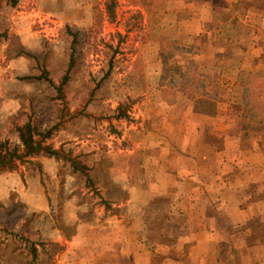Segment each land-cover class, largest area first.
<instances>
[{
  "label": "rangeland",
  "instance_id": "obj_1",
  "mask_svg": "<svg viewBox=\"0 0 264 264\" xmlns=\"http://www.w3.org/2000/svg\"><path fill=\"white\" fill-rule=\"evenodd\" d=\"M224 5V0H0L1 149L17 145L15 126L30 121L42 132L53 128L44 145L58 153L17 163L14 175L26 190L31 187L32 200L44 195L47 207L30 211L22 194H6L5 206L0 202L1 264H54L55 252L65 245L60 237L69 239L78 227L97 220L111 226L108 215L117 214L116 206L135 193L129 181L138 166L150 164L145 151L137 157L126 150L135 147L136 137L153 131L151 106L167 110L171 102L181 104L186 100L182 85L192 90L191 99L206 103H198L193 113L214 111L212 97L204 95L208 84L217 87L219 82L204 70L216 66L202 65L197 56L234 49L243 58L247 53L255 60L264 57V38L256 37L258 46L247 45L244 29L236 35L241 45H215L213 25L232 20L231 12L219 11ZM196 16L205 20L207 31L194 38L188 32L195 30ZM217 34L220 40L231 36ZM70 54L75 65L58 98L56 88ZM255 62V70H261L264 62ZM243 63L227 62L217 70L250 68V62ZM169 68L185 70L183 78L168 76ZM42 71L53 85L32 79ZM221 81L227 84L226 78ZM253 83L264 94V77L256 76ZM166 201L159 199L163 205ZM24 239L43 245L34 262ZM91 241L103 244L98 238Z\"/></svg>",
  "mask_w": 264,
  "mask_h": 264
},
{
  "label": "crops",
  "instance_id": "obj_2",
  "mask_svg": "<svg viewBox=\"0 0 264 264\" xmlns=\"http://www.w3.org/2000/svg\"><path fill=\"white\" fill-rule=\"evenodd\" d=\"M224 2L219 11L231 12L232 20L213 25L215 45H241L236 35L244 29L247 45L258 46L256 37L264 38V0ZM204 21L196 16L190 36L206 33ZM219 32L231 36L220 40ZM212 53L195 59L216 66L204 70L219 82L217 87L207 83L204 95L212 97L214 111L193 113L205 101L191 99L192 90L182 85L186 100L181 104L171 102L167 110L151 106L153 131L136 137L135 147L126 150V155L137 157L139 150L145 151L150 163L139 165L129 181L135 193L129 192L116 206L117 214L108 215L111 226L97 220L85 224L91 226L87 231L78 227L69 239L60 237L65 245L55 252L54 264H264V94L253 83L256 76L264 77V63L255 70V61L264 62V57L255 60L247 53L243 58L234 49ZM245 60L250 68L217 70L227 62ZM184 73L176 68L167 71L168 76L181 78ZM218 77L226 78L227 84L223 86ZM174 87L166 89L173 92ZM220 92L229 95L221 98ZM128 170L126 166L125 174ZM14 174H0V202L5 206L6 194L18 193L30 211L45 209L47 198L32 200L31 187L26 190ZM34 188L41 190L38 182ZM163 198L164 205L159 202ZM95 238L103 241L101 247L91 241Z\"/></svg>",
  "mask_w": 264,
  "mask_h": 264
},
{
  "label": "trees",
  "instance_id": "obj_3",
  "mask_svg": "<svg viewBox=\"0 0 264 264\" xmlns=\"http://www.w3.org/2000/svg\"><path fill=\"white\" fill-rule=\"evenodd\" d=\"M109 15L111 16L112 7L108 10ZM73 50H71L72 52ZM28 55V54H26ZM68 64L65 68L63 76L61 77V81L59 86L56 88V92L58 93V98L63 97L61 94L63 92V87L67 82L69 71L75 65V58L73 54L69 55ZM32 79L36 80H44L48 84L53 85V82L48 78V73L42 71L39 76L33 77ZM124 114L118 116L123 117ZM15 132L17 134L18 144L9 146L8 148L1 149L0 146V172H13L16 170L17 163H22L24 159H30L32 157L38 155H49V156H57L58 153L56 150L49 149L48 146H45L44 143L50 139L53 128H49L44 130L43 132L40 131L35 125H33L30 121L25 122L22 125L15 126ZM78 164L72 163L73 169L79 170ZM11 237L15 235L11 232L7 233ZM24 241L29 244L30 247V254L32 256V261L37 260V256L39 253L38 246L41 247L40 242L36 244L35 242H30L28 239H24ZM2 258L0 254V259Z\"/></svg>",
  "mask_w": 264,
  "mask_h": 264
}]
</instances>
